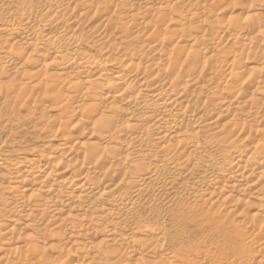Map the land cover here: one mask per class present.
Segmentation results:
<instances>
[{"label": "bare ground", "instance_id": "6f19581e", "mask_svg": "<svg viewBox=\"0 0 264 264\" xmlns=\"http://www.w3.org/2000/svg\"><path fill=\"white\" fill-rule=\"evenodd\" d=\"M0 264H264V0H0Z\"/></svg>", "mask_w": 264, "mask_h": 264}, {"label": "rangeland", "instance_id": "374dc122", "mask_svg": "<svg viewBox=\"0 0 264 264\" xmlns=\"http://www.w3.org/2000/svg\"><path fill=\"white\" fill-rule=\"evenodd\" d=\"M203 234H201V232L199 230H197L196 233H194V235L192 236V241H194V243L196 242H202L203 241ZM205 246H203V250H210L212 251L214 249L215 246V240L213 238H211L207 243H204ZM216 253V252H213Z\"/></svg>", "mask_w": 264, "mask_h": 264}]
</instances>
